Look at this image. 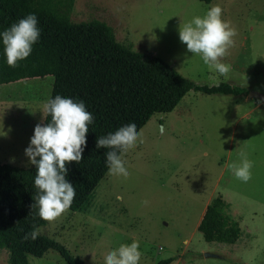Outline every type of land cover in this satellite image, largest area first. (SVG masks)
Segmentation results:
<instances>
[{
	"label": "rangeland",
	"instance_id": "obj_1",
	"mask_svg": "<svg viewBox=\"0 0 264 264\" xmlns=\"http://www.w3.org/2000/svg\"><path fill=\"white\" fill-rule=\"evenodd\" d=\"M218 4L236 31L220 58L224 75L187 51L179 25ZM74 22L98 19L118 41L162 58L198 84L226 81L264 95V0H75ZM53 75L0 84V162L31 167L24 149L34 127L43 125ZM135 146L122 152L128 174L109 171L85 211L65 210L38 232L64 244L89 264L137 241L139 264H264V100L248 95L205 94L191 89L170 112L151 116ZM246 157L251 178L240 181L233 167ZM221 194L239 221L235 243L209 242L198 230L207 204ZM123 197L117 200L116 196ZM208 253V255H206ZM29 264H69L55 249ZM0 264H9L0 250Z\"/></svg>",
	"mask_w": 264,
	"mask_h": 264
},
{
	"label": "trees",
	"instance_id": "obj_2",
	"mask_svg": "<svg viewBox=\"0 0 264 264\" xmlns=\"http://www.w3.org/2000/svg\"><path fill=\"white\" fill-rule=\"evenodd\" d=\"M210 2L212 0H200ZM75 0H0V31L26 14L38 19L40 38L32 52L16 66H9L0 45V84L19 79L53 75L51 97L61 95L83 100L94 116L88 126L86 146L79 163L68 162L66 179L76 195L68 209L87 210L94 191L108 172L104 153L96 149V138L120 124L135 120L140 130L151 116L170 112L191 89L205 94H248L246 87L222 81L198 84L185 77L162 58L133 49L117 40L114 28L92 19L74 22L70 18ZM50 121L45 114L43 124ZM35 167L0 162V250L8 251L9 264H29V255L42 257L57 250L69 264H89L64 244L38 232L47 221L36 215L33 187ZM198 230L209 242L235 243L241 227L230 213V203L219 194L207 204ZM175 257L156 264H171Z\"/></svg>",
	"mask_w": 264,
	"mask_h": 264
},
{
	"label": "clouds",
	"instance_id": "obj_3",
	"mask_svg": "<svg viewBox=\"0 0 264 264\" xmlns=\"http://www.w3.org/2000/svg\"><path fill=\"white\" fill-rule=\"evenodd\" d=\"M222 9L213 4L203 16H193L179 25L178 36L181 43L192 55L199 56L204 65L224 75L228 66L220 58L233 43L236 31L221 18ZM40 38L38 19L34 13L26 14L9 27L0 31V45L5 62L16 66L27 58L32 46ZM43 115L50 116L46 124H37L24 155L28 163L35 167L33 187L36 190L34 206L36 215L45 221H53L67 210L76 195L75 188L66 179L68 162L79 163L86 146L88 126L94 123V116L86 110L83 100L56 95L50 97L43 106ZM6 133L0 127V136ZM135 120L126 121L96 138L95 148L106 149L105 163L113 174H128L123 151L135 146L140 138ZM252 162L243 157L239 166L232 171L236 179L247 182L251 178ZM117 200H122L120 195ZM38 231L25 235V239H35ZM141 252L137 241L119 246L104 254V264H139Z\"/></svg>",
	"mask_w": 264,
	"mask_h": 264
},
{
	"label": "water",
	"instance_id": "obj_4",
	"mask_svg": "<svg viewBox=\"0 0 264 264\" xmlns=\"http://www.w3.org/2000/svg\"><path fill=\"white\" fill-rule=\"evenodd\" d=\"M247 95L249 98L255 97V98H259L261 100H264V95L258 91H249ZM206 255H208V253H206Z\"/></svg>",
	"mask_w": 264,
	"mask_h": 264
}]
</instances>
